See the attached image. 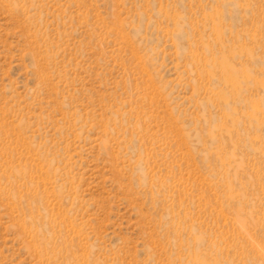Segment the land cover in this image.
<instances>
[{"label": "rangeland", "instance_id": "1", "mask_svg": "<svg viewBox=\"0 0 264 264\" xmlns=\"http://www.w3.org/2000/svg\"><path fill=\"white\" fill-rule=\"evenodd\" d=\"M0 264H264V0H0Z\"/></svg>", "mask_w": 264, "mask_h": 264}, {"label": "bare ground", "instance_id": "2", "mask_svg": "<svg viewBox=\"0 0 264 264\" xmlns=\"http://www.w3.org/2000/svg\"><path fill=\"white\" fill-rule=\"evenodd\" d=\"M37 238V237H36Z\"/></svg>", "mask_w": 264, "mask_h": 264}]
</instances>
